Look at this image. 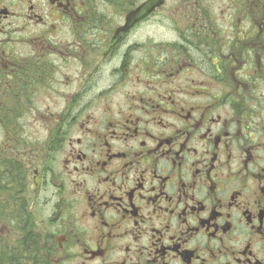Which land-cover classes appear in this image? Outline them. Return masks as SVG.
I'll return each mask as SVG.
<instances>
[{
	"label": "flooded vegetation",
	"instance_id": "flooded-vegetation-1",
	"mask_svg": "<svg viewBox=\"0 0 264 264\" xmlns=\"http://www.w3.org/2000/svg\"><path fill=\"white\" fill-rule=\"evenodd\" d=\"M149 1L0 0L15 264H264V0Z\"/></svg>",
	"mask_w": 264,
	"mask_h": 264
},
{
	"label": "water",
	"instance_id": "water-1",
	"mask_svg": "<svg viewBox=\"0 0 264 264\" xmlns=\"http://www.w3.org/2000/svg\"><path fill=\"white\" fill-rule=\"evenodd\" d=\"M164 1L163 0H151L147 4H145L139 11L143 16H148L150 15L156 7H159L163 5ZM137 19L140 18V16H136Z\"/></svg>",
	"mask_w": 264,
	"mask_h": 264
},
{
	"label": "trees",
	"instance_id": "trees-1",
	"mask_svg": "<svg viewBox=\"0 0 264 264\" xmlns=\"http://www.w3.org/2000/svg\"><path fill=\"white\" fill-rule=\"evenodd\" d=\"M12 256V251L11 249H5L2 247V245H0V264H15L16 261L12 260L11 257ZM22 257V256H20ZM19 257V258H20ZM19 263H22V260H19Z\"/></svg>",
	"mask_w": 264,
	"mask_h": 264
},
{
	"label": "rangeland",
	"instance_id": "rangeland-1",
	"mask_svg": "<svg viewBox=\"0 0 264 264\" xmlns=\"http://www.w3.org/2000/svg\"><path fill=\"white\" fill-rule=\"evenodd\" d=\"M170 1H172V0H170Z\"/></svg>",
	"mask_w": 264,
	"mask_h": 264
}]
</instances>
